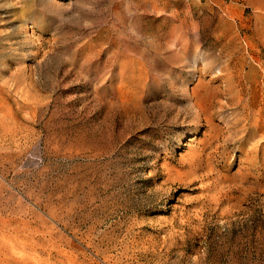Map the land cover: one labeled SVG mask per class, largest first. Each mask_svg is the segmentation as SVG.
<instances>
[{"label":"rangeland","instance_id":"1","mask_svg":"<svg viewBox=\"0 0 264 264\" xmlns=\"http://www.w3.org/2000/svg\"><path fill=\"white\" fill-rule=\"evenodd\" d=\"M254 2L0 0V264H264Z\"/></svg>","mask_w":264,"mask_h":264},{"label":"bare ground","instance_id":"2","mask_svg":"<svg viewBox=\"0 0 264 264\" xmlns=\"http://www.w3.org/2000/svg\"><path fill=\"white\" fill-rule=\"evenodd\" d=\"M257 4H258V6L261 8V9H263L264 10V0H254ZM254 2V3H255ZM240 64V63H239ZM209 66V65H208ZM239 70V69H238ZM242 71V70H241ZM230 71H228V74H226L227 75V77L229 78V76H231L230 75ZM263 75V74H262ZM252 77V76H251ZM253 80V79H252ZM248 84V83H247ZM249 87H248V89L251 91V93H249V97L251 98V100H250V102H248L247 104L245 103V104H243L244 105V107H246V106H249L250 107V109H251V111H253V113L251 114L252 115V119H253V125H255V123H257V122H259L260 121V113H261V111H262V108H260V102H262V100H263V95H261V91L264 89V84L263 85H258L257 83H251V84H249L248 85ZM230 87H228V88H226V90H228ZM219 89V88H218ZM246 93V92H245ZM247 94V93H246ZM216 95V94H215ZM248 95V94H247ZM249 98V99H250ZM234 98H232L231 100H233ZM239 100V102L241 103V100H243V98H240V99H238ZM256 109V110H255ZM210 112V111H209ZM250 115V116H251ZM256 116V117H255ZM216 117V116H215ZM250 118V117H249ZM250 118V119H251ZM248 119V118H247ZM252 124H250V126H252ZM260 136V135H259ZM230 137V136H229ZM203 139V138H202ZM261 141V140H260ZM206 162V161H205ZM182 164V163H181ZM205 169V168H204ZM171 184V183H170ZM162 187V186H161ZM161 194V193H160ZM162 195V194H161ZM216 198V197H215ZM207 199V198H206ZM219 199V198H218ZM131 213V212H130ZM102 214V213H101ZM6 231V230H5ZM60 235H61V233H59ZM105 234V233H104ZM29 235V234H28ZM46 235V234H45ZM10 236V235H9ZM61 237H62V235H61ZM104 237V236H103ZM102 237V238H103ZM3 238V240H6V238L3 236L2 237ZM111 238V237H110ZM7 240H8V242H9V245H10V247H11V250L12 251H14V253H15V251H16V248H15V246L11 243V242H13V240L11 239V238H7ZM107 240H109V239H107ZM106 240V241H107ZM20 241V240H19ZM111 241V240H110ZM109 241V242H110ZM101 242V241H100ZM102 243V242H101ZM100 243V244H101ZM5 244V243H4ZM109 244V243H108ZM97 245V244H96ZM4 246V245H3ZM6 248V247H5ZM4 248V249H5ZM18 248V247H17ZM99 248V247H98ZM97 248V249H98ZM107 248V247H106ZM4 249H3V251H4ZM110 249V248H109ZM65 250V249H64ZM95 250H96V248H95ZM108 250V249H107ZM112 250V249H111ZM5 251H6V249H5ZM97 251H99V250H97ZM153 251V250H152ZM25 252V251H24ZM106 252H108V251H106ZM99 253V252H98ZM125 253V252H124ZM18 254H20L21 255V253L19 252ZM112 254V253H111ZM110 254V255H111ZM97 255V254H96ZM105 256V255H104ZM126 257V256H125ZM107 258V257H106ZM108 259V258H107ZM34 263V262H33Z\"/></svg>","mask_w":264,"mask_h":264}]
</instances>
